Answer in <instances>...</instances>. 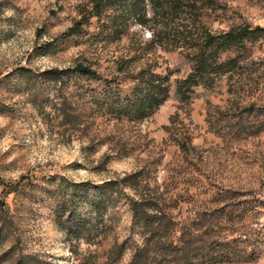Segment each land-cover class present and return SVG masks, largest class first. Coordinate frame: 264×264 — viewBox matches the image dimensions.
Listing matches in <instances>:
<instances>
[{
    "label": "rangeland",
    "instance_id": "rangeland-1",
    "mask_svg": "<svg viewBox=\"0 0 264 264\" xmlns=\"http://www.w3.org/2000/svg\"><path fill=\"white\" fill-rule=\"evenodd\" d=\"M85 2L0 0V264H127L130 251L114 260V250L129 235L130 211L124 194L109 192L123 178L134 181L122 190L128 196H176L181 223L206 213L210 236H241L259 254L219 264H264V35L247 44L237 71L193 87L186 103L176 81L191 61L175 41L149 43L151 31L138 25L97 46L85 41L94 25L62 37ZM197 5L214 32L264 27V0ZM121 57H132L133 70L172 72L168 98L149 117L105 113L98 82L46 73L87 61L128 84L116 71Z\"/></svg>",
    "mask_w": 264,
    "mask_h": 264
},
{
    "label": "trees",
    "instance_id": "trees-1",
    "mask_svg": "<svg viewBox=\"0 0 264 264\" xmlns=\"http://www.w3.org/2000/svg\"><path fill=\"white\" fill-rule=\"evenodd\" d=\"M201 1L86 0L79 9L80 17L62 33V37L85 35L84 28L94 25V31L85 41L97 46L120 40L129 34L130 25H138L151 31L149 43L158 42L163 46L165 40L175 41L177 47L184 46L188 50L186 55L191 61L190 71L176 81L180 101L188 103L193 87L211 86L220 76L237 71L247 44L264 35V27L249 24L212 31L202 21L201 6L197 5ZM131 59L121 57L116 60V71L128 80V84L123 83L119 75L104 78L87 61L75 62L65 69H49L46 73L51 78L64 75L98 82L96 106L99 110L127 120H140L151 116L168 98L172 72H156V65L148 63L133 70ZM127 180L121 179L115 191L109 190L115 196L113 198H116L114 194H124L130 211L129 235L116 244L114 260L122 257L126 250L131 254L127 264L243 263L259 257L241 236L220 240L210 236L213 231L210 232L208 221L212 219L205 217L206 213L190 224L181 223L177 217L179 200L176 196L165 197L164 192L141 190L135 196H128L122 190L134 181ZM111 184L110 180L102 182L97 198L103 192L105 194ZM102 206V200L96 199L92 203L99 224H102ZM174 210L177 213L174 214Z\"/></svg>",
    "mask_w": 264,
    "mask_h": 264
}]
</instances>
